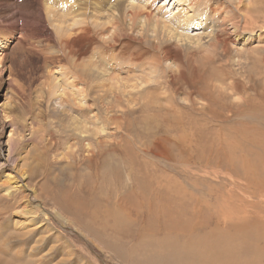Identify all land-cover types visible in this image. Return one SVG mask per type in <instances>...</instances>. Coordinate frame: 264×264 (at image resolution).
Segmentation results:
<instances>
[{
    "label": "rangeland",
    "instance_id": "1",
    "mask_svg": "<svg viewBox=\"0 0 264 264\" xmlns=\"http://www.w3.org/2000/svg\"><path fill=\"white\" fill-rule=\"evenodd\" d=\"M227 1L150 2L149 8L159 16L163 13V20L172 28L188 33L194 40L202 39L205 44L200 46L178 39H154V34L141 33L122 21L117 29L120 34L114 39L110 34L100 36V26L89 23L95 42L81 59L92 58L93 64L105 71L103 74L107 72L100 93L109 99L105 108L103 98L92 93L96 97L95 111L108 128L102 134L98 132L94 142L76 139L69 133L66 113L82 115L74 110L77 107L65 105L61 96H51L46 88L42 89L50 78L47 71L52 65H69L67 56L60 53L52 23L48 19L45 24L31 23V37L17 36L18 33L9 36L8 46L0 51V114L8 110L5 114L14 123L0 120L5 131L0 139V164L12 145L8 153L12 159L9 156L8 160L19 159L18 165L26 173L25 182L30 183L27 186L47 184L45 195L52 201L42 202L46 206L54 201L61 206L64 203L62 211L76 220L81 233L70 224H59L50 208L49 214L41 216V225L46 228H12L5 232L1 226L15 209L21 208L31 192L3 184L0 171V264H264V0H254L256 4L253 0ZM247 8L252 15L249 11L246 23L242 13ZM190 10L199 11L202 21L217 26L222 43L208 44L206 30L200 25L178 27L179 16ZM261 32L262 38L258 40ZM230 39L237 40L228 42ZM252 39L253 45L241 43ZM163 48L172 54V65L162 58ZM146 62H153L151 70ZM93 88L89 87L91 91ZM115 92L119 93V101L110 98ZM111 102L116 103L113 106ZM89 111L84 109L83 115ZM110 114L113 122H106ZM31 121L34 128L28 125ZM10 132L12 144H7ZM85 143L93 147L90 149ZM151 202L173 207L189 221L196 233L190 242L193 250L190 244L187 247L179 230L174 237L166 233H175L170 231L171 225L165 224L169 231L156 225V219L168 221L169 216L148 213L152 210ZM92 208L95 213L85 212ZM118 212L129 214V220L120 223L115 218ZM28 213L34 214L35 209ZM147 216L150 222L145 224ZM197 220L201 222L199 230ZM203 228L213 230V235L203 238ZM184 246L189 257H180Z\"/></svg>",
    "mask_w": 264,
    "mask_h": 264
},
{
    "label": "bare ground",
    "instance_id": "2",
    "mask_svg": "<svg viewBox=\"0 0 264 264\" xmlns=\"http://www.w3.org/2000/svg\"><path fill=\"white\" fill-rule=\"evenodd\" d=\"M137 0H114L113 3L103 0L102 1H95V0H0V51H2L3 49H5L8 45L6 43L7 39H10L9 36H14L15 33H18L17 36H24V37H31L33 36V33H31L30 31V25L33 22H40L42 21L43 24H45L46 19H48V22L50 21L52 23V28L54 29L53 32L57 38V41L59 43L60 46V53L64 54L67 56L68 58V62L69 65L67 67H64L62 65H52L51 70L47 73L48 75L50 74V76H48V81L44 82V87L42 88L43 90L46 88L47 91L51 94V96H61L60 100L62 103H65V105L67 104L69 105H75L77 107V109H74L75 111L78 110L79 113H82V115L79 114H73L70 115L68 114V112L66 113L69 121H68V127L70 129L69 133L72 132V135H74L76 137V139H81L82 141L87 140L89 142H94L96 140V135L98 132H103L105 129L107 130V124H104V120H100L99 117V113H96V102L94 101L96 99L95 95L92 93L97 94L99 97L103 98L104 100V106L105 108L107 106H109V102L107 101L106 96L102 95L100 92L101 90V84L104 81H107V77L106 74H103L102 71L104 70H99L96 64H93L92 58L86 60V61H82L81 57L84 56L90 49V46L95 42L90 35H91V27L89 26V23L91 22L92 24L96 25V26H100L98 33H100V36H104L105 34H110L111 36H113L114 39H116V36L120 34L119 31H117L118 29V24L120 21H122L123 23H127L128 26H130V28L133 29H139L141 33L144 34H149L152 33L154 34L153 37L154 39H160V38H166V41L170 40V39H178L181 42L186 41V43L188 45H193V44H198L199 46L205 43H202V39H196L194 40L193 37H191L190 35L184 34L181 31H179L178 28H172L168 23L165 22V20H163L164 15L163 13L159 16V14H157L156 12H154V9L149 8L150 6V2H155L156 0H144L143 3H139L137 4L136 2ZM175 1V0H174ZM180 1V0H179ZM182 1V0H181ZM227 1V0H226ZM254 1V0H253ZM261 2V0H258ZM228 2V1H227ZM237 2V0H236ZM241 2L239 1V4ZM250 2H248L247 4H249ZM255 3V1H254ZM27 4V7H25L24 5ZM188 4V3H187ZM245 4V3H243ZM246 4V6H247ZM256 4V3H255ZM259 4V3H257ZM22 10H21V7ZM63 6H65L64 8H62ZM244 6V5H243ZM251 6V5H250ZM253 6V5H252ZM251 6V7H252ZM255 6V5H254ZM245 7V6H244ZM258 8V7H257ZM61 9V10H60ZM242 10H244V8L241 7ZM255 9V7H254ZM158 10L161 12L162 9L158 8ZM184 11V10H183ZM188 11V10H187ZM250 10L249 8H247L246 12L242 13V16L244 18V21H246V23L248 22V16L247 14L252 15V10L250 11V13H248ZM241 14V13H240ZM106 15V16H105ZM122 16V17H121ZM203 16V15H202ZM202 16L199 14V11H195V10H190L189 12H186L185 14H181L179 16V21L180 24L178 27L182 28V26L190 28L191 26H198L200 25L201 27H203L206 31H205V37L206 39L208 38V44L210 41L215 42H221V39H219L218 37V32L219 29L217 28V26L212 25L210 22H206L202 21ZM240 16V17H242ZM260 16V15H259ZM24 17L23 21L20 23L21 18ZM216 17V16H215ZM205 19V17H204ZM208 19V18H207ZM235 19V18H234ZM209 20V19H208ZM238 20V19H237ZM236 20V21H237ZM241 20V19H240ZM235 21V22H236ZM214 22V21H213ZM34 24V23H33ZM240 24V23H239ZM238 24V25H239ZM220 25V23H219ZM230 25V24H229ZM32 26V25H31ZM232 26V25H231ZM174 27V26H173ZM199 27V26H198ZM235 28H237L238 26L234 25ZM251 28H253V25L250 26ZM263 27V26H261ZM194 30V29H193ZM238 30V28H237ZM52 32V33H53ZM255 32V31H254ZM122 34V33H121ZM143 34V35H144ZM204 34V33H203ZM17 36L13 37L16 38ZM36 36V35H35ZM51 36V35H50ZM262 36V32L261 34L257 37V39L259 40ZM43 37V36H42ZM12 38V39H13ZM148 38V37H147ZM55 39V38H54ZM107 40V39H106ZM110 40L112 41V37L110 38ZM237 39H230L228 42H236ZM108 41V40H107ZM224 42H226L225 40H222ZM113 42V41H112ZM212 42V43H213ZM249 42L250 44L254 43V40H241V43L243 45H247ZM217 43V44H218ZM222 43V42H221ZM227 43V42H226ZM261 42H259L258 44H260ZM220 44V43H219ZM224 44V43H223ZM257 44V42H256ZM257 44V45H258ZM240 45V44H239ZM253 45V44H252ZM246 47V46H245ZM253 47V46H252ZM255 47V46H254ZM62 49L65 50V53L62 52ZM240 48V47H239ZM244 49V48H243ZM161 52V51H160ZM163 52L164 55L162 56V58H165L164 60L169 63H172L171 60L172 58V54L169 52H166L165 49L163 48ZM114 53V52H113ZM110 55V54H109ZM113 55V54H112ZM1 56V53H0ZM113 58H115L113 56ZM114 60V59H113ZM112 60V61H113ZM130 61V59H128ZM156 60V59H155ZM128 61V63H129ZM95 62V61H94ZM106 62V61H105ZM154 62V61H153ZM152 63H150V65L146 62L145 65H148L147 67L149 68V70H151V66ZM109 63V62H107ZM1 64V62H0ZM144 65V64H143ZM144 65V66H145ZM110 66V65H109ZM119 66V65H118ZM135 66V65H134ZM3 67V66H2ZM100 67V66H99ZM102 67V66H101ZM111 67V66H110ZM126 67V66H124ZM128 67V66H127ZM168 67V66H167ZM170 67V65H169ZM128 68H131L130 65ZM134 68V67H132ZM75 69H77V72L75 71ZM114 69V68H113ZM135 69V68H134ZM141 69V68H140ZM172 69V68H171ZM128 72H132L134 70L128 69ZM146 69L142 68V72H144ZM105 72V71H104ZM45 73V74H47ZM145 73V72H144ZM143 73V74H144ZM142 74V73H140ZM147 75V71L145 73ZM116 75V74H115ZM131 76V75H130ZM135 76V75H134ZM171 79L173 78V75L170 74ZM106 77V78H105ZM138 77V76H137ZM47 78V77H46ZM147 79V78H146ZM141 82H144V84L146 83V81L142 78L138 79ZM148 82V81H147ZM21 84V83H20ZM119 84V83H118ZM149 84V83H148ZM37 85V84H36ZM35 85V86H36ZM137 86V85H136ZM142 86V85H141ZM42 87V86H41ZM89 87L93 88V90L91 91V89H89ZM104 87V86H103ZM135 86H133L134 88ZM130 88V87H129ZM139 88V87H138ZM137 88V89H138ZM146 86H144L141 90L145 89ZM116 89V88H115ZM135 89V88H134ZM87 90H90V93H87ZM41 91V90H40ZM116 91V90H115ZM118 91V90H117ZM125 91V90H124ZM130 91V90H129ZM137 91V90H136ZM39 92V91H38ZM113 92H114V88H113ZM119 92V91H118ZM115 92L113 97L110 96L111 99H115L116 101H119V93ZM127 92V91H126ZM138 92H141L138 90ZM145 92V91H144ZM96 95V96H97ZM111 95V94H110ZM129 95H132L131 93H129ZM151 95V94H150ZM46 97V96H45ZM37 98V97H36ZM58 98V97H57ZM158 98V97H157ZM33 99V98H32ZM49 99V98H48ZM110 99V101H111ZM37 100V99H36ZM102 100V99H101ZM100 100V101H101ZM109 100V99H108ZM114 101V100H113ZM38 102V101H37ZM36 102V103H37ZM102 102V101H101ZM127 102V101H126ZM130 102V101H129ZM132 102V101H131ZM59 103V102H58ZM83 103H86V105H84ZM100 103V102H99ZM112 103V102H111ZM116 103V102H115ZM114 103V104H115ZM121 103V102H120ZM113 104V103H112ZM112 104H110L112 106ZM113 104V106H114ZM119 104V103H118ZM55 105V104H54ZM99 106V105H98ZM103 106V107H104ZM118 106V105H117ZM101 107V106H100ZM120 107V106H119ZM72 108V107H71ZM7 109V108H6ZM38 109V108H37ZM84 109H90L89 114H85L84 113ZM94 109V111H93ZM102 110V109H101ZM116 110V109H115ZM8 111V110H7ZM5 110L4 114H0V120L2 119L3 121H5V123H9L12 122V119H9V116L6 115L8 114ZM34 111V110H33ZM109 111V110H107ZM122 111L123 109H121V112L118 114V118L119 121L121 120V115H122ZM10 112V111H9ZM111 114H112V109L110 110ZM6 113V114H5ZM71 113V112H70ZM87 113V112H86ZM104 113L106 114V109L104 111ZM110 114V117L106 118V122L107 121H111L113 122L114 117H111L112 115ZM116 115V114H115ZM105 116V115H104ZM102 117V116H101ZM104 119V118H103ZM63 120V119H62ZM102 121V122H101ZM99 122H101V125L98 127V124H100ZM14 122H12L13 124ZM66 124V123H65ZM121 124V123H120ZM31 128L33 127V121H31L28 124ZM87 126V127H86ZM111 126V125H110ZM89 127V128H88ZM68 129V130H69ZM99 129V130H98ZM14 130H16L14 128ZM12 129V132L14 131ZM35 130V129H34ZM105 130V131H106ZM17 131V130H16ZM4 124L3 122L0 121V139L1 137H3L4 135ZM51 132V131H50ZM55 132V131H54ZM101 132V134H102ZM116 132V131H115ZM17 133V132H16ZM15 133V134H16ZM14 134V136H16ZM52 134V133H51ZM13 135V134H12ZM18 136V135H17ZM72 137V136H71ZM94 137V138H93ZM106 137V136H105ZM104 137V138H105ZM17 138V137H16ZM20 138V137H19ZM100 138V137H99ZM103 138V140L105 141V139ZM42 139V138H40ZM50 139V138H49ZM14 140V139H12ZM70 140V139H69ZM102 140V138H101ZM2 141V140H1ZM45 141V140H44ZM80 141V140H79ZM11 132L10 135L8 136V140H7V144L11 143ZM66 143V142H65ZM97 143V142H96ZM99 143V142H98ZM104 143V142H103ZM12 144V143H11ZM10 144V145H11ZM106 144V143H104ZM14 145V144H13ZM76 146V144H74ZM85 145L87 147H93L92 145H90V143L87 145V143H85ZM9 146V145H8ZM12 146V145H11ZM11 146L8 147V153H10L11 151ZM0 148H1V144H0ZM14 148V147H13ZM71 149V148H70ZM87 149V148H86ZM96 149V148H95ZM73 150V149H72ZM95 151V150H94ZM100 151V150H99ZM13 152V151H12ZM11 152V155H12ZM2 153V152H1ZM7 153V158H5L4 162L2 164H0V171L3 172V174L1 175V179H2V183L3 184H9L12 185L14 188L18 189V186H20V188L22 189H18V191L23 192L24 190L26 191V189L31 192L30 196H28L24 201H23V205L21 206L20 209H15V211L13 213H11V216H9V219L7 218L6 222H4L3 226H1L2 229H5V232H8V230L13 229H23V230H29L34 226L37 227H41V229L46 228L43 227L44 225H41V222L43 221V218L41 216H46L48 213V208H50L53 213H54V218L59 222V224H70L71 226H73L76 230L79 231V233H81V229L80 227L77 226L76 224V220L70 219L67 217V215L64 213V211H62L63 209V205H65L64 203L61 206V203L54 201V203L49 204L48 206H46L42 201L47 199L49 197L45 195V191L44 189H48L47 187L45 188V186L47 184L45 183H37L39 184L38 187L32 188L33 186H31V188H29L26 184L25 180V172L23 171V169L20 167L22 165H18V161L15 162H10L8 160V157L10 156ZM98 153V152H97ZM61 155V154H60ZM93 155V154H92ZM91 156V155H90ZM87 157V158H90ZM11 157V156H10ZM22 157V156H21ZM92 157H95V155H93ZM23 158V157H22ZM12 159V157H11ZM86 159V158H85ZM242 161V160H241ZM23 163V162H22ZM69 164V163H68ZM73 164V163H72ZM68 167V166H67ZM71 167V166H70ZM32 168V167H31ZM7 170V172H5ZM27 172V169H26ZM35 172V171H34ZM37 172V171H36ZM30 174V173H29ZM46 174V173H45ZM49 174V173H48ZM31 175V174H30ZM34 175V174H32ZM36 176V175H35ZM29 177V176H28ZM35 178V177H34ZM5 179V180H4ZM29 179V178H28ZM31 179H33V177H31ZM45 179V178H44ZM53 179V178H52ZM51 179V180H52ZM30 180V179H29ZM31 181V180H30ZM54 181V180H53ZM58 182V181H56ZM35 184V183H34ZM51 184V182H50ZM59 184V183H57ZM53 186V185H52ZM50 187V186H48ZM56 187V186H55ZM6 188V187H5ZM10 190V188H8ZM52 189V188H51ZM4 190V189H2ZM14 190V189H13ZM13 190L9 191V193H11ZM64 188H62L60 190V194H62ZM263 190V189H262ZM4 192V191H3ZM8 192V191H7ZM27 192V191H26ZM26 192H24L26 195ZM52 192V191H51ZM47 193V192H46ZM14 194V193H13ZM55 194V193H54ZM8 195V194H6ZM9 196V195H8ZM11 196V195H10ZM21 196V195H20ZM54 196V195H53ZM62 196V195H61ZM256 196V195H255ZM16 197V194H15ZM14 197V198H15ZM59 197V196H58ZM251 197V196H250ZM258 197V195H257ZM8 198V197H7ZM21 198V197H20ZM4 199V198H3ZM22 199H24V196L22 195ZM54 199H57V196L54 197ZM59 199V198H58ZM1 200V199H0ZM9 200V199H8ZM47 201H52V199H47ZM150 201V200H149ZM1 202V201H0ZM116 203V202H115ZM14 204V203H13ZM22 204V203H21ZM152 206V210H148V213L151 214V212H157L161 217L169 216L168 221H162L159 218L156 219V225L168 230L169 229L165 226V224H169L171 225L170 227L175 233H168L167 234H172L174 237H177L178 233L177 230H179L183 236L184 241L188 244L187 247L189 248V244L191 245L190 250L192 249V240L194 237L195 231H193L192 228H190V224L189 221H187L180 213L178 210H176L173 207H167L166 205L164 206H157L155 205L153 202H151ZM16 205V204H15ZM17 206V205H16ZM30 209H35V213H28L26 214L28 211H30ZM117 210V209H116ZM192 210V209H191ZM202 210V209H201ZM200 208L197 209V212L200 213ZM6 211V210H5ZM75 211V210H74ZM96 209L92 208V209H86L85 212H90V213H95ZM141 211H143L142 207H141ZM193 212H195L194 210H192ZM10 212V211H9ZM105 212V211H104ZM103 212V213H104ZM110 211L107 210V214H109ZM120 213V212H118ZM130 213V212H129ZM168 213V214H167ZM173 215H172V214ZM6 214V213H5ZM4 214V216H5ZM32 214V215H31ZM87 214V213H86ZM89 214V213H88ZM82 215V214H81ZM80 215V216H81ZM122 215V216H119ZM117 214L115 216V218L117 220L120 221L121 220H129V214L127 213H120ZM203 215V214H202ZM207 215V214H206ZM1 216V215H0ZM14 216L15 218L13 219ZM51 216V215H50ZM105 216V214H104ZM174 216V218H173ZM182 216V225H180V218ZM264 216V215H263ZM107 217V216H106ZM114 217V216H113ZM204 217V216H203ZM260 217V216H259ZM42 218V219H41ZM77 218V217H76ZM81 218V217H80ZM110 218V216H109ZM196 218V217H195ZM96 219V218H95ZM208 219V218H207ZM3 221V220H2ZM96 221V220H95ZM113 221V220H112ZM145 224L150 222V218L147 216L146 218H144ZM254 221V220H253ZM259 221V220H258ZM124 222V221H123ZM116 223V222H115ZM126 223V222H124ZM46 224V222H45ZM48 224V223H47ZM200 220L196 221V228L199 230L200 227ZM118 226H120V224H117ZM61 226V225H60ZM204 226V225H203ZM259 226V225H258ZM257 226V227H258ZM262 226V225H261ZM195 227V225H194ZM206 227V225H205ZM204 227V228H205ZM202 228V226H201ZM203 228V229H204ZM264 228V227H263ZM122 229V228H121ZM177 229V230H176ZM202 230L203 232V238L204 236H210L213 235V230H208L206 231L205 229ZM212 229V228H211ZM49 230V229H48ZM95 230V229H94ZM238 230V229H237ZM11 232V231H10ZM124 232V231H123ZM219 232V231H218ZM225 232V231H224ZM241 232V231H240ZM262 232V231H260ZM259 232V233H260ZM93 233V232H92ZM220 233L221 230H220ZM264 233V232H263ZM262 233V234H263ZM9 234V233H4V235ZM13 234V233H12ZM90 235V234H89ZM134 235V234H133ZM88 236V234H87ZM220 236V235H219ZM258 235H255V237ZM261 236V235H259ZM6 237V236H5ZM20 237V236H19ZM95 237V236H94ZM197 237V235L195 236ZM34 238V237H33ZM32 238V240H33ZM102 238V237H101ZM104 238V237H103ZM128 238V237H127ZM202 238V237H201ZM222 238L226 239L225 234H222ZM9 239V237H8ZM15 239V238H13ZM10 239V240H13ZM48 239V238H47ZM51 239V237H50ZM48 239V241L50 240ZM1 240V239H0ZM31 240V239H30ZM31 240V241H32ZM208 240V239H207ZM227 240V239H226ZM8 240L6 239V242ZM30 241V242H31ZM103 241V240H102ZM108 241V240H107ZM117 240H115L114 242H116ZM228 241V240H227ZM254 241V240H252ZM256 241V240H255ZM24 242V241H23ZM42 242V241H41ZM40 242V243H41ZM106 242V241H105ZM109 242V241H108ZM189 242V243H188ZM207 242V241H206ZM35 243V242H34ZM50 243V242H49ZM98 243V242H97ZM102 243V242H101ZM100 243V244H101ZM104 243V242H103ZM112 243V242H111ZM202 243V242H201ZM208 243V242H207ZM218 243V242H217ZM238 243V242H237ZM43 244V243H42ZM48 243H46L47 245ZM107 245H110V243H106ZM174 244V243H173ZM223 245H228V247L230 246L228 243H222ZM249 244V243H248ZM222 245V246H223ZM42 246V245H41ZM40 246V247H41ZM53 246V245H52ZM132 246V245H131ZM158 246V245H157ZM50 247V246H49ZM114 247V246H113ZM202 247V246H201ZM204 247V246H203ZM221 247V246H220ZM224 247V246H223ZM227 247V248H228ZM248 247V246H247ZM57 248V247H56ZM145 248V247H144ZM38 249V248H36ZM40 249V248H39ZM59 249V248H58ZM185 246L183 248H181V250L179 251V253L182 255L180 257L185 258L186 256L189 257V253L185 252ZM206 249V248H205ZM210 249V248H209ZM222 248H220L221 250ZM62 250V249H61ZM116 250V249H115ZM248 250V249H247ZM251 250V249H250ZM262 250V249H261ZM36 251V250H35ZM44 251V250H43ZM41 250V252H43ZM109 251V250H108ZM198 251V250H197ZM200 251V250H199ZM210 251V250H209ZM208 251V252H209ZM255 251V250H254ZM90 252V251H89ZM105 252V251H104ZM169 252V251H167ZM224 252V251H223ZM234 252V251H232ZM253 252V251H252ZM256 252V251H255ZM38 253V252H37ZM40 253V252H39ZM61 253V252H60ZM106 253V252H105ZM144 253V252H143ZM147 253V252H146ZM211 253V252H210ZM221 253V252H220ZM225 253V252H224ZM227 253V252H226ZM249 253V252H248ZM112 254V253H111ZM116 254V253H115ZM198 254V253H197ZM45 255V254H44ZM51 255V254H50ZM49 255V256H50ZM65 255V254H64ZM107 255H109L107 253ZM167 255V254H166ZM165 255V256H166ZM172 255V254H171ZM207 255V254H206ZM144 256V255H143ZM146 256V255H145ZM158 256V255H157ZM164 255H162L163 257ZM175 256V254H174ZM225 256V255H223ZM43 257V256H42ZM107 257V256H106ZM110 257V256H109ZM148 257V256H147ZM146 257V258H147ZM156 257V256H153ZM167 257V256H166ZM173 257V255H172ZM249 257V256H248ZM47 258V257H45ZM61 258V257H60ZM114 259L117 258V254L114 255L113 257ZM178 258V257H177ZM110 259V258H109ZM143 259V258H141ZM155 259V258H154ZM167 259V258H166ZM176 259V258H175ZM2 260V258H1ZM163 259H161L162 261ZM168 260V259H167ZM170 260V259H169ZM179 260V259H178ZM182 260V259H181ZM89 261V260H88ZM117 261V260H116ZM151 261V260H150ZM155 261V260H154ZM158 261V259L156 260V262ZM172 261V259H171ZM122 262V261H119ZM185 262V261H184ZM255 262V261H254ZM142 263V261H141ZM167 263V262H166ZM172 263V262H171ZM188 263V262H187ZM118 264V263H117ZM122 264V263H121ZM159 264V263H157ZM176 264V263H175ZM180 264V263H179ZM217 264V263H216ZM221 264V262L219 263ZM223 264H227V263H223Z\"/></svg>",
    "mask_w": 264,
    "mask_h": 264
}]
</instances>
